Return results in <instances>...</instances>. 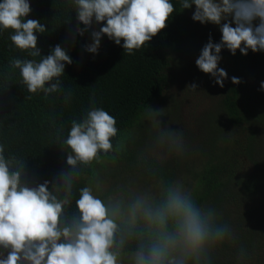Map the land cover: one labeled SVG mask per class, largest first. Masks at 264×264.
<instances>
[{"label": "clouds", "instance_id": "1", "mask_svg": "<svg viewBox=\"0 0 264 264\" xmlns=\"http://www.w3.org/2000/svg\"><path fill=\"white\" fill-rule=\"evenodd\" d=\"M73 8L76 34L83 35L94 24L85 51L97 54L102 36H107L124 53L142 49L174 12L172 0H65ZM182 9L195 6L191 19L219 28L221 37H209L195 65L223 87L226 72L218 67L226 49L246 55L264 52V0H178ZM29 0H0V36L9 31L13 48L30 58H10V69L18 70L27 93L63 92L61 77L72 61L60 45L42 56L37 35L45 25L26 18ZM223 22V23H222ZM254 22H256L254 24ZM234 25V26H233ZM123 41V43H121ZM231 82L238 84L237 77ZM195 90L196 85L189 87ZM264 90V82H261ZM71 91L64 92L67 103ZM89 107L73 119L67 134L55 130V141L67 148L68 170L51 185L27 183L23 157L6 153L0 141V264H216L224 245H235L232 226L219 219L212 206L201 205L180 181L158 176V165L169 156L185 151L181 130L161 127L159 111L146 113L154 135L136 156L137 165L153 184L136 186L116 183L106 188L105 179L92 165L115 159L126 150L116 139V119L90 97ZM88 171H85V170ZM83 180V184L81 181ZM248 254L236 248L235 264H247Z\"/></svg>", "mask_w": 264, "mask_h": 264}, {"label": "trees", "instance_id": "2", "mask_svg": "<svg viewBox=\"0 0 264 264\" xmlns=\"http://www.w3.org/2000/svg\"><path fill=\"white\" fill-rule=\"evenodd\" d=\"M172 2L174 12L166 21V27L142 49L128 55L120 45L102 36L98 53L94 55L85 51V46L92 42L91 31H98L103 22L94 24L81 36L75 30L84 26L77 24L73 8L65 0H29L31 10L26 18L38 20L46 29L45 33L37 35L41 55L47 56L53 46L60 45L72 63L65 65L61 77L63 92L47 98L43 93H27L18 70L10 69L8 61L13 57H30L12 47L8 39L10 30L0 36V141L5 143L6 153L25 160V182L47 180L51 190L59 174L68 170L65 153L68 150L56 144L55 130L62 127L66 135L71 121L79 119L89 107L90 97H95L97 107L115 117L116 139L123 142L140 121L148 120L149 107L152 109L161 102L171 101L173 111L162 117V121L160 115L156 117L160 124L166 121L172 130H181L188 144L202 134L203 140L209 142L208 159L203 161L199 172L191 174L193 197L201 205L214 198L227 202L236 211L242 209L244 223L232 227L237 241L235 245H224L218 250L216 264H235L237 243L248 254L247 264H264V233H256V225L262 227L264 223V217L259 218L262 213L264 215V90L260 88L264 82V52L249 50L242 55L237 50L232 55L222 49L218 67L228 78L223 81V87L216 85L209 74L195 65L201 49L194 41L206 44L211 37L214 43L219 42L220 31H214L210 23L202 27L194 22L191 19L194 5L182 9L178 0ZM191 48L196 56L186 65L182 56ZM232 77L240 82L233 84ZM193 84L195 90L189 88ZM69 90L72 95L65 103L64 92ZM195 105L206 108V114L194 115V124L182 123V112L191 113L190 107ZM202 116L208 118L211 126L218 127L215 130L219 137L215 142L208 139L209 132L199 131ZM245 125L248 127L242 128L246 133L242 140L230 138L229 127L235 132ZM137 153L128 149L115 159L104 158L100 164L94 163L92 169L96 171L97 166L118 164L122 160L138 166ZM245 157L247 162H243ZM177 160V156L172 155L171 162ZM248 162L254 170L244 176L239 172L240 166ZM179 167L178 162L173 166L163 161L158 165V176L177 181ZM231 184L243 187V194L231 192Z\"/></svg>", "mask_w": 264, "mask_h": 264}, {"label": "rangeland", "instance_id": "3", "mask_svg": "<svg viewBox=\"0 0 264 264\" xmlns=\"http://www.w3.org/2000/svg\"><path fill=\"white\" fill-rule=\"evenodd\" d=\"M203 24L202 27H204ZM209 26H212L214 31H219V28L213 24H209ZM194 44L198 46L200 49L204 46L205 43H202L200 41H194ZM196 56V52L193 48L188 50L187 52L184 53L182 58L185 60L186 65L188 63L192 62ZM254 104H257V101H254ZM191 110H193L191 113L187 112L185 110V113L182 115L184 116V121L181 119V122L184 123L186 122L188 125L194 124V121H192V117L194 115L198 116L199 114H206L205 110L202 105L198 106L195 105L194 107H190ZM193 108V109H192ZM154 111H159L160 114V120L162 121V117L168 116L172 111H173V105L171 101H167L165 104L164 102L159 103L157 106H154L152 108ZM159 116V115H158ZM189 118H191L189 120ZM167 125V127H170V124L166 121H163V124H160V126L163 128ZM199 128L200 132L203 133V130L209 132L211 135L208 136V139L211 138L214 142L216 141V138L219 137V133L216 131L218 130V127H213L211 126L210 121L205 119L203 116L200 117L199 119ZM193 129L195 126H192ZM248 127V125H245L241 128H239L238 131L234 132L233 127H229L230 129V135L231 139L237 138L241 139L244 138L243 135L246 133L242 130V128ZM216 129V130H215ZM202 130V131H201ZM154 135V130L152 127V123L149 120L144 119L139 122V125L134 127L133 129L130 130L128 137L125 140V146L126 150L131 149L134 152H138L143 146L150 141L152 136ZM246 136V135H245ZM197 140L192 139L191 144H188V141H185V151L182 155L177 156L178 160L175 162L172 161V156H170L166 159L164 162H168L170 165L175 166V164L178 162L180 165L179 167V179L177 181H180L187 189L190 191L192 190V187L194 185V181L191 178V174H194L196 172H199L201 170V166L203 165V161H206L208 159V154H209V142L204 139V135H200L196 137ZM237 141V140H236ZM258 148V147H256ZM224 151V148L221 149ZM103 160V159H102ZM169 160V161H168ZM247 158L245 157L243 162H247ZM109 162V161H107ZM251 163L248 162L245 163L243 166H240V170L242 175L246 176L252 173V170H254V167L252 166ZM97 172L105 179L106 181V188L110 189L114 184L116 183H123V182H133L136 186L139 187H146L150 184L154 183V180L148 177L140 167L135 166V165H130L129 163L125 162L122 160L120 163L116 164L115 162L113 164L109 163L106 164L105 166H97L96 168ZM190 170V171H189ZM238 172V174H239ZM236 191L238 194H243V187H236V185L231 184V192ZM210 201L206 202L207 206H212L214 207L218 214H219V219L222 221H226L232 227H234V224H241L244 223V220L241 217L242 214V209H236L233 207H230L227 202L225 201H219L214 198H210ZM240 202V201H239ZM238 202V203H239ZM251 211V210H250ZM264 217L263 213L259 217ZM258 218V220H259ZM256 233H264V223L263 226L260 227L256 225ZM238 231V229H237ZM252 233V231H251ZM259 233V234H260ZM238 248V243L235 246L234 249ZM221 258V256H220ZM252 264V263H251Z\"/></svg>", "mask_w": 264, "mask_h": 264}]
</instances>
